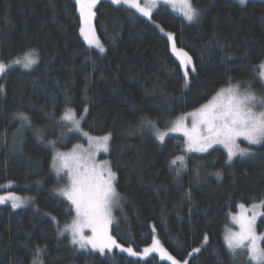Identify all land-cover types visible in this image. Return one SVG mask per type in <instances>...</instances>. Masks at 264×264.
<instances>
[{"label": "trees", "instance_id": "obj_1", "mask_svg": "<svg viewBox=\"0 0 264 264\" xmlns=\"http://www.w3.org/2000/svg\"><path fill=\"white\" fill-rule=\"evenodd\" d=\"M192 3L200 15L188 21L166 5L147 17L122 2L97 0L92 26L101 52L80 35L75 0H0V62L33 49L38 56L32 68L12 64L0 75V193L30 198L15 209L0 204V264H32L37 246L46 249L42 264H171L159 251L143 255L153 238L181 264H256L233 254L225 235L239 205L264 201V143L229 162L224 148L187 155L181 136L160 141L141 125L146 117L166 129L229 83L264 93L255 77L264 60V1ZM173 42L192 57L187 86ZM69 107L83 114V132L110 135L102 158L120 194L111 233L137 255L82 250L70 232L57 235L75 212L56 191L65 178L55 172L51 147L70 151L83 141L81 134L65 136L59 120ZM181 155L186 166L177 174L180 162L171 161ZM261 209L256 229L264 236Z\"/></svg>", "mask_w": 264, "mask_h": 264}, {"label": "snow or ice", "instance_id": "obj_2", "mask_svg": "<svg viewBox=\"0 0 264 264\" xmlns=\"http://www.w3.org/2000/svg\"><path fill=\"white\" fill-rule=\"evenodd\" d=\"M126 3L144 16H149L152 10L156 7V0H147L146 6L142 7L137 0H113V3ZM173 2V0H169ZM97 0H75L80 17V35L84 38L89 46L95 45L101 52L104 48L96 36L95 29L92 26V18L95 16L93 8ZM246 0H239V4L243 5ZM183 16L188 21L196 20L200 11L193 6L192 0H181V9ZM168 39L173 40L171 33H168ZM172 52L179 59V66L183 69V74L188 82L189 67L192 65V57L182 48H177L175 42L172 43ZM38 61L36 50L31 53H26L22 59H17L12 64L22 65L24 68H31ZM11 67V64L0 62V73H4ZM260 69H264V62L259 65ZM195 72V67L191 68ZM261 78H264V71L260 73ZM3 86H0L2 89ZM240 85H229L220 89L206 103L200 105L199 108L184 113L177 117L172 122V127L168 132H183L186 137V151L188 152H207L215 144L223 145L227 149V157L230 162L233 157L248 154L247 149L240 148L237 144V138L243 137L250 145H260L264 143V111H255V106H264V100L258 101L255 94L251 92L241 93ZM88 111L84 108V113ZM18 118L30 124V118L24 113H17ZM191 118L192 125L188 128L185 121ZM84 119L83 114L79 119L76 118L75 110L66 108L63 115L60 117L62 122H71L73 125L71 130L80 129V121ZM141 125L151 127L155 130L157 139L164 141L168 132H162L156 128V121L142 117ZM88 136L87 133H84ZM89 155L87 157L78 155L80 146H74L73 150L68 153L57 152L53 157V166L59 176L67 170L68 184L63 188L56 189L58 195L66 197L71 205L75 208L76 217L70 225L60 229L57 233L62 236L65 232L71 233V242L78 245L81 249H86L91 246L92 249H98L101 253L107 249L112 250L113 245L121 247L109 232V225L112 223L111 215L112 207L118 202L120 194L117 192L114 181L115 173L112 171L108 161H103L99 166L94 162L89 166V161H94L96 152L109 151L110 135L99 137L88 136ZM51 143V142H50ZM54 146V145H53ZM177 161L180 166L177 168V174L186 166L183 155L177 156L171 161L172 165H176ZM83 169V171H81ZM220 175L219 172L216 173ZM30 198H21L12 193L7 196H0V203L10 200L12 207L19 208L23 206ZM242 210L239 216L233 219L239 223V232H229L225 235L227 248L235 254L238 249H243L247 242V251L249 259L255 261L256 264H264V248L259 247L258 241L264 239V236H258L255 232L256 216L248 218L244 213L247 211L243 204L239 205ZM253 207H264V201L260 205ZM55 220V217H53ZM88 228L91 230V235L85 236L83 230ZM205 241L207 235H205ZM132 255H137L132 248L124 249ZM46 251L45 248L37 246L36 253L32 264H42L40 257ZM159 251L166 256L171 264H181L180 261L169 255L160 245V242L153 238L151 246L143 250V255L151 252ZM200 249L194 248L193 253L199 252ZM192 255V253H189ZM183 264H188L184 261Z\"/></svg>", "mask_w": 264, "mask_h": 264}, {"label": "rangeland", "instance_id": "obj_3", "mask_svg": "<svg viewBox=\"0 0 264 264\" xmlns=\"http://www.w3.org/2000/svg\"><path fill=\"white\" fill-rule=\"evenodd\" d=\"M235 1H238L239 2V0H235ZM248 0H246V2H247ZM264 1V0H263ZM137 2L138 3H140V5L142 6V7H144V6H146V4H147V0H137ZM123 3V2H122ZM124 4H126V3H124ZM193 4V3H192ZM127 6H129V4H126ZM161 5H166L167 7H169L171 10H173L175 13H177V14H179V15H181V16H183V14H182V12L180 11V9H181V0H173V2H169V0H156V7L152 10V13L154 12V11H156V10H158V8L161 6ZM151 13V14H152ZM147 17H149V16H147ZM150 17H151V15H150ZM184 17V16H183ZM95 33H96V30H95ZM96 36L98 37V35H97V33H96ZM93 47H96L95 45H92ZM96 48H98V47H96ZM24 57V56H23ZM22 57V58H23ZM21 58V59H22ZM262 62H264V60L262 61ZM11 65H12V63H11ZM18 66H20L21 68H22V65H18ZM33 67V66H32ZM31 67V68H32ZM24 68V67H23ZM261 71H264V69H260L259 68V72L255 75V77H256V80H258V81H263V83H264V78H261V76H260V73H261ZM0 75H1V73H0ZM231 85H233V86H236V85H240V92L243 94V93H246V92H251V93H253V94H255V96L257 97V100L258 101H261V100H264V93L262 94V93H260V92H258V90L257 89H255V88H253L252 87V84L249 86L248 84H247V82L245 83L246 84V86H243V82H241V83H239V82H236V83H230ZM227 87V86H226ZM222 88H225V87H222ZM221 88V89H222ZM210 100V99H209ZM199 108V107H198ZM255 111H257V112H260V111H264V106H260V105H257V106H255ZM191 112V111H190ZM76 118L77 119H79L80 117H78V116H76ZM60 121V120H59ZM81 122H82V120L80 121V129L79 130H69V129H72L73 128V125H72V123L71 122H62V121H60V123L63 125V129H65L66 130V135L65 136H69V134L70 133H76V134H81V139H83V141H82V143H80V144H78L79 146H80V150H78V155H83V156H85V157H87L88 155H89V153H88V149H89V147H90V145H89V140H88V136H90V135H88V136H85L84 135V133L85 132H83V128L81 127ZM185 124H186V126L188 127V128H191V125H192V120H191V118L189 117L186 121H185ZM172 127V123H170L169 124V126L166 128V129H163V130H161L162 132H168V129L169 128H171ZM160 130V129H159ZM171 137V136H176V137H178V136H181L182 138H183V145H185V150H186V137L184 136V134H183V132H168V134L166 135V137H165V139L164 140H166L167 139V137ZM92 137H94V136H92ZM58 143H59V141H58ZM237 144L239 145V147L240 148H243V149H247L248 150V154H246V155H244V156H240V155H237V156H235V157H233L232 158V160L234 159V158H236V157H242V158H244V157H247V156H251V155H254L255 154V151H254V147L255 146H259V145H250L248 142H247V140H245L243 137H238L237 138ZM58 145V144H57ZM57 145H54V146H52L51 148H52V150L54 151V156H55V154L57 153V152H64V153H68V152H71L72 150H73V148L74 147H72L71 149H70V151H68V150H61L60 148H58L57 147ZM261 145V144H260ZM76 146V145H75ZM216 147H219V148H224L225 150H226V152H227V149L223 146V145H220V144H215V145H213L212 146V148H210L207 152H209V151H211V149H213V148H216ZM207 152H203V153H207ZM192 153H194V154H201L202 152H195V151H192V152H188V151H186V154L187 155H190V154H192ZM104 154H106L105 152H102V151H100V152H96L95 153V157H94V161H89L88 163H89V166H91V164L94 162L97 166H99L103 161H107L104 157L102 158V156L104 155ZM231 160V161H232ZM81 171H83V169H81ZM113 171V170H112ZM56 172V171H55ZM61 176H63L65 179H64V185L62 186V188L63 187H65L67 184H68V175H67V170H65L64 172H62L60 175H59V177H61ZM115 182L116 181H114L113 183H114V186H115ZM10 192H6V193H0V196H7L8 194H9ZM13 194V193H12ZM18 196V195H17ZM19 197H21V198H25V197H22V196H19ZM64 198H66V197H64ZM67 199V198H66ZM8 201H10V200H8ZM5 202H7V201H5ZM5 202H3V203H5ZM11 202V201H10ZM70 202V201H69ZM3 203H0V204H3ZM26 204V203H25ZM70 204H71V202H70ZM258 205V204H257ZM74 207V206H73ZM115 207H116V204L112 207V211H111V215H112V217H113V211H114V209H115ZM245 209L247 210L245 213H244V215H246L248 218H251L253 215H255L256 216V220H255V225H254V228H255V232H256V234L258 235V236H263V234H261V233H259V231L256 229V223H257V221H258V216L261 214V207H253V206H246L245 207ZM74 212H75V208H74ZM241 212H242V210L240 209V207H239V209L236 211V213L235 214H233L232 215V217H231V224H230V227L227 229V234L229 233V232H239L240 231V225H239V223L238 222H236L234 219H233V217H235V216H239L240 214H241ZM74 216L76 217V213L74 214ZM75 217H74V219H75ZM73 219V220H74ZM112 222H113V220H112ZM112 224V223H111ZM109 225V232H110V234L112 235V233H111V227H112V225ZM83 233H84V235L85 236H89V235H91V230L90 229H88V228H85L84 230H83ZM70 237H71V233H70ZM113 238L115 239V237L113 236ZM116 240V239H115ZM118 244V243H117ZM258 245H259V247H261V248H263L262 247V240H260V241H258ZM76 246H78V245H76ZM246 246H247V242H246ZM245 246V248H243V249H238L237 251H236V254H239V253H244V255L247 257V259L249 260V253H248V251H247V247ZM79 247V246H78ZM115 248H119L120 249V251H123V252H126L127 254H129V252H127V251H125L124 250V248L123 247H116L115 245H113V247H112V250L113 249H115ZM83 250V249H82ZM85 250H89V251H92V252H96V251H99L98 249H92L91 248V246H89L88 248H86ZM105 251H107V249H105ZM104 251V252H105ZM100 252V251H99ZM252 262H255V261H252ZM183 264V263H182Z\"/></svg>", "mask_w": 264, "mask_h": 264}]
</instances>
